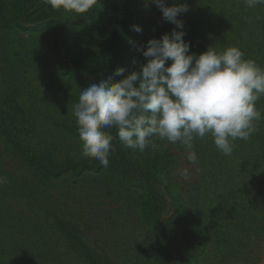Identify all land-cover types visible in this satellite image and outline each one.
<instances>
[{"label": "trees", "instance_id": "obj_1", "mask_svg": "<svg viewBox=\"0 0 264 264\" xmlns=\"http://www.w3.org/2000/svg\"><path fill=\"white\" fill-rule=\"evenodd\" d=\"M99 2L103 5L99 15L91 9L77 18L73 13L52 9L46 0H0V59L10 67L9 78L1 79L0 90V176L6 178V183L0 185V264H118L111 261L109 251L90 246L87 228L78 225L71 215H63L53 201L50 188L55 190L64 182L73 186L74 179L89 175L101 176L111 187L127 194L142 193L144 221L150 225L156 245L149 259L130 264H198L195 256L207 247L204 227L187 210L175 187L168 189L169 201L154 187L160 180L158 176L170 170L171 161L163 162L165 158L158 154L149 158L144 152L126 148L113 128L110 131L116 137L115 150L109 156L108 167L97 160L76 162L67 151L70 142L80 139L76 119L59 126L57 118L52 121L45 110L39 109L36 93H32L33 109L41 117L46 114L45 124L39 126L31 112H21L23 102L30 103V93L24 97L22 91L30 83L19 79L26 69L13 60L18 53L13 54L12 46L20 39L14 41L11 32L25 30L30 24L47 28L45 58L39 63L49 66L43 70L50 68L64 78L71 95L106 80L118 67L125 69L124 77L128 75L126 56L138 34L133 26L143 25L138 4L135 0ZM259 7L253 17L216 13L213 22L219 24L221 33H194V44L206 51L215 47L218 52L237 47L244 59L264 68V5ZM7 46L10 50L3 57ZM256 107L262 113L256 132L248 140H239L244 147L236 157L241 180L238 191L243 205L264 214V96ZM218 176L226 182L221 174ZM230 193L227 189L228 197ZM167 206L171 217L164 219L162 213ZM192 242L194 249L189 248Z\"/></svg>", "mask_w": 264, "mask_h": 264}, {"label": "rangeland", "instance_id": "obj_2", "mask_svg": "<svg viewBox=\"0 0 264 264\" xmlns=\"http://www.w3.org/2000/svg\"><path fill=\"white\" fill-rule=\"evenodd\" d=\"M135 2L138 4L143 25L142 32L136 35V42L130 45L129 56H126L128 75L133 71H140L141 65L147 63V58L143 56L142 51L137 50L138 47L146 51L149 40L160 39L175 29V25L162 18V12L155 4H149L146 8L145 0ZM178 2L189 6V11L178 16V19L184 23L182 30L186 35L183 39L190 43L189 54L197 55L204 53L206 49L194 44L196 43L194 33H221L219 24L213 22L216 13H231L233 16L249 14L253 17L260 10V5L248 8L244 0H178ZM100 3L92 9L97 11L96 15L100 13L99 8H103ZM172 5L173 0H166V6ZM73 15L77 18L80 16L74 13ZM201 16L203 20L202 18L198 20ZM194 26L200 29L199 32L194 30ZM11 33L14 41L20 39L19 44L12 46L13 54L18 53L13 60L19 61L26 69L24 74L19 75V79H25L30 83L22 90L24 97L30 93V103L23 102L28 107L22 105L21 112L26 114L29 111L34 115L37 125L45 124L43 121L46 114L41 117L33 109L32 93H36L35 95L40 98V101H37L39 109L45 110L51 120L57 118L59 126L63 121L71 123L76 119L73 106L78 102L79 94L71 95L73 92L70 94L65 87L66 80L62 77L61 79L50 68L43 70L48 65L39 63V60L45 58L47 28L43 27V24H30L25 30ZM9 50L10 46H7L2 56L5 57ZM9 68L0 59V90L1 79L9 78ZM106 74L107 72H104L105 76ZM108 77L109 75L106 78ZM155 143L159 148H147L144 151L146 156L153 158L158 154L165 158L163 162L171 161L170 170L158 176L157 179L160 180L154 183L155 189L169 201L168 189L175 187L187 210L197 218L206 231L207 247L200 256H195L198 264H264V214L255 212L251 205H243L242 194L238 191L241 180L236 157L244 147L239 139L234 141L231 155H224L219 151L210 135L203 140L196 139L194 150L198 159L195 164L187 160V153L179 143L171 144L158 139ZM67 148L76 162L95 160L82 156L80 139H74ZM183 168L188 169L190 179L185 180L178 174ZM218 174L226 179L225 183L219 180ZM228 181L231 186H227ZM74 182H71L73 186L66 182L60 183L54 187L55 190L52 188L50 190L54 195L53 201L57 203L55 206H59L63 215L66 217L71 215L78 225L87 228L86 241L90 246L98 251L101 249L109 251L111 261L118 264H130L153 256L156 240L150 225L144 221L145 206L143 198L139 195H142L141 191L127 194L118 187H111L101 176L89 175L83 179H74ZM226 186L230 189V197L227 196ZM46 202L51 201L47 199ZM168 207L162 213L165 215L164 219L171 217ZM189 248L194 249V242Z\"/></svg>", "mask_w": 264, "mask_h": 264}, {"label": "clouds", "instance_id": "obj_3", "mask_svg": "<svg viewBox=\"0 0 264 264\" xmlns=\"http://www.w3.org/2000/svg\"><path fill=\"white\" fill-rule=\"evenodd\" d=\"M244 2L248 8L264 5V0ZM46 3L54 10L83 16L98 0ZM149 4H155L162 18L175 29L160 39L149 40L146 51L137 48L147 58L140 71L116 80L125 72L118 67L106 80L81 89L73 109L82 156L108 167L109 156L115 150L116 137L110 131L113 128L126 148L140 152L159 148L156 139L179 143L192 164L198 159L194 141L209 135L219 151L231 155L234 141L248 140L262 118L256 103L264 96V68L244 59L237 47L222 52L209 47L202 54H189L190 43L183 39L184 23L178 19L189 11V6L178 0H173L170 7L166 0H145L146 8ZM133 30L142 32L139 26H133ZM178 174L190 179L187 168ZM4 183L6 178L0 176V185Z\"/></svg>", "mask_w": 264, "mask_h": 264}]
</instances>
